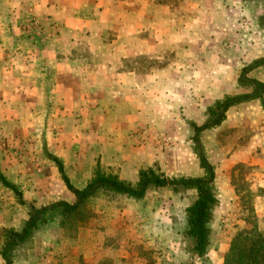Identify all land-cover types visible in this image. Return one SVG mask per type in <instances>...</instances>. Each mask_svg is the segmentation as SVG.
<instances>
[{"label": "crops", "instance_id": "obj_1", "mask_svg": "<svg viewBox=\"0 0 264 264\" xmlns=\"http://www.w3.org/2000/svg\"><path fill=\"white\" fill-rule=\"evenodd\" d=\"M131 1L134 7L125 8L127 1H122L119 9L115 0H0V119H6V113L9 123H22L26 115L13 114L21 109L28 111V124L71 125L69 133L57 135L60 142L54 149L59 156L64 155L63 141L81 140L76 135L82 126H89L93 156L104 165L122 164L135 171L158 157L155 148L144 143L140 129L144 124H165V116L168 124H176V110L200 124L206 118L204 110L216 100L243 95L248 87L253 91V85L238 82L252 34L234 31L218 41L214 38L215 27L240 18V6L225 16L231 7L226 0L179 1V9H194L182 20L155 0ZM220 17V23L213 22ZM105 33L112 37L105 38ZM164 51L174 58L172 65L145 68L138 62L150 54L161 60ZM257 66L247 76L264 85L255 74ZM255 99L259 98L230 106L213 133L238 127L254 133L251 114L238 109L249 104L260 107V102L248 101ZM246 149H252L249 164L254 165L255 138ZM255 166V186L264 188V169ZM126 215L129 212L100 214L101 225L81 230L70 242L60 241L59 233L35 238L28 246L34 253L29 250L24 262L138 264L139 258L130 256L128 244H123V234L132 235L129 226L138 231L135 223L127 225ZM42 246L54 249L39 253Z\"/></svg>", "mask_w": 264, "mask_h": 264}, {"label": "rangeland", "instance_id": "obj_2", "mask_svg": "<svg viewBox=\"0 0 264 264\" xmlns=\"http://www.w3.org/2000/svg\"><path fill=\"white\" fill-rule=\"evenodd\" d=\"M122 1H127L123 3L125 8L135 6L131 0H115L118 8ZM155 1L161 5L171 7L175 12H173L175 16L180 17L182 20L189 15H193L190 13H194V9H191V11H188L187 8L179 9L178 2L186 0ZM190 1L197 4L200 0ZM225 2L228 3H226L227 8L231 5L225 16L231 15L236 9V5H238L241 9L240 18L229 24H219L218 27H215L214 38L218 41L222 39V36L228 37L234 34V31L239 34L250 32L253 39L248 37V44L250 45L247 52L248 59L241 61L242 66L264 59V0H226ZM3 4H6V1ZM149 12L150 9L147 8L146 14L150 15ZM214 19V23H220L218 21L222 18ZM251 22L253 25L249 27L250 24L248 23ZM33 26L35 24L30 25V28H33ZM103 35L107 38L112 37L111 34L107 33ZM144 35L147 37V33ZM138 62L139 64L142 63L145 68H164L172 65L174 58L164 51L161 60H155L153 55L150 54L145 56L143 61L139 59ZM255 69H257L255 74L264 81V64H260ZM252 71L247 73L248 76L254 74ZM251 89V87H248L244 93H251ZM263 100L264 96L262 95L259 99L248 101L260 102V107L264 109ZM260 107L258 104L253 106L249 104L247 107L241 105L238 109L239 112L251 114L253 127L255 128L254 133L248 128L238 127L230 129L227 133L223 130L221 133L215 134L209 129L198 135L201 151L215 167L213 185L218 199V204L213 211L210 225V246L205 259L189 257L187 252L189 243L184 234L185 209L195 199V190L179 189L173 191L165 187L148 189L144 198L140 200L99 191L83 207L88 215L79 214L74 218L75 220L68 218L65 228L60 227L59 222L62 217L58 211H55L50 218H46L45 223L40 224L39 229L30 240L15 247L12 263L25 264L24 261H26L28 252L33 247L30 246L29 248L28 246L35 238L44 240L48 238L46 237L48 233L59 237V233L60 241L70 242L78 237L81 230L101 225L100 214L124 211L129 212V215L124 216L129 219L127 225L135 223V226L138 227V231H135L137 229L134 226L128 227L131 236L123 234V240H125L123 244H128L130 256L139 258L138 264H222L224 254L235 232L240 228L248 227L249 224L246 220L255 218L258 228L264 230V188H256L255 186V170H258L255 165L264 169V140L261 141V137H264V113L261 112ZM1 111L2 115L4 111ZM175 112L178 113L179 117L176 124H168L169 119L165 116V124H144L140 127L145 145L148 144L150 147L155 148L158 156L146 165L155 164L168 177L199 176L202 169L194 150V131L189 124L190 121H194L190 120L186 115L187 112L184 113L183 110H176ZM13 114H24L26 116L22 118V123H9L10 119L6 117V113L3 114L6 119H0L5 120L0 122V170L6 179L14 183L21 191L26 206L20 205L14 194L0 183V243L3 240L5 228L20 229L22 227L24 220L27 218L28 204H32L39 209L58 201L69 203L75 201V195L67 189L56 164L49 158L50 155L57 156L60 159L70 183L78 189L83 188L90 179L96 159H99L101 163L100 157L95 153L93 156L91 151V145L94 147V140L91 138V130H88L89 126H84L85 128L82 126L80 136L76 135V138L81 140L74 141V143L73 141H70V143L66 140L63 141L64 155L59 156L56 154V149H54L60 142V140H56L57 135L65 132L69 133L71 125L28 124V111L13 110ZM168 132H171V134L169 135ZM172 134L180 135L182 139L178 140V137L172 136ZM252 137L255 138L258 148L254 165L249 164L250 157H253L250 156L252 149H246ZM244 150L246 152H241ZM70 151L69 155L68 152ZM73 151L75 155L72 153ZM237 152L242 154L238 157ZM234 153L237 155H233ZM243 155L244 157H240ZM241 160H245V162L242 163ZM101 164L116 172L121 179L131 182L136 181L140 168L147 167H140L138 170L132 171L128 170L131 167L122 164H113V166ZM260 178L263 179L261 176ZM249 206L254 208L253 214L250 213ZM135 232H138V234ZM41 248L38 250L39 253L42 251L47 253V251H53L54 249L46 250L44 246ZM32 251L34 253V250ZM49 259L52 260V258ZM0 264H4L1 257Z\"/></svg>", "mask_w": 264, "mask_h": 264}, {"label": "trees", "instance_id": "obj_3", "mask_svg": "<svg viewBox=\"0 0 264 264\" xmlns=\"http://www.w3.org/2000/svg\"><path fill=\"white\" fill-rule=\"evenodd\" d=\"M262 63H264V59L257 60L241 68L238 82L242 86L253 85L251 93L235 96L226 95L205 109L206 118L200 125L195 122H189L194 131V150L197 154L199 166L202 169V173L199 176L168 177L155 164H152L145 168H140L136 181L131 182L121 179L116 172L104 167L99 159H96L90 179L83 188L78 189L70 183L60 159L57 156L50 155L49 158L56 164L67 189L75 195V201L73 203L58 201L39 209L32 204H28L27 218L24 220L22 227L20 229L8 227L3 231V240L0 243V257L3 263L13 264V250L15 247L30 240L39 229L40 224L45 223L47 221L46 218H50L55 211H58L62 217L59 222L60 227L65 228L68 218L75 220L74 218L79 214L88 215V212L83 210V207L99 191L140 200L144 198L148 189L165 187L173 191L179 189L195 190V199L185 209L184 234L189 243L187 248L189 257L205 259L210 246V225L213 211L218 204V199L213 185L215 167L201 151L198 135L203 131L219 126L225 119V113L230 106L250 98H261L264 92V85L259 81L248 78L247 73L254 66ZM0 183L14 194L20 205L26 206L21 191L14 183L6 179L1 170ZM248 209L253 214L254 208L249 206ZM246 222L249 224L248 227L238 229L232 237L224 254L222 264H264V230L258 228L255 218L246 220Z\"/></svg>", "mask_w": 264, "mask_h": 264}]
</instances>
